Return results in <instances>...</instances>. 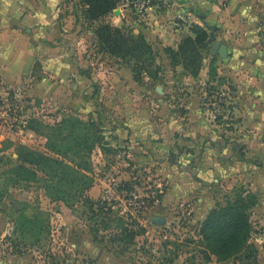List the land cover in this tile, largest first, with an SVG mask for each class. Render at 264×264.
Wrapping results in <instances>:
<instances>
[{
    "label": "rangeland",
    "instance_id": "obj_1",
    "mask_svg": "<svg viewBox=\"0 0 264 264\" xmlns=\"http://www.w3.org/2000/svg\"><path fill=\"white\" fill-rule=\"evenodd\" d=\"M0 2L9 3L0 14V264H31L49 247H63L67 264H237L205 261L194 243L208 210L237 189L256 196L249 241L264 264V0H119L103 20L131 34L174 4L182 11L169 32L195 23L208 35L196 76L170 67L168 45L146 40L159 79L142 74L139 83L130 63L97 51L95 23L77 0ZM210 39L226 46L225 58L209 53ZM60 119L92 125L66 122L56 134L48 127ZM45 143L64 152L48 146L49 157L85 165L86 196L109 207L97 241L88 230L100 218L80 200H66L69 209L41 173L13 183L6 172L15 145ZM118 219L142 230L133 243L107 240Z\"/></svg>",
    "mask_w": 264,
    "mask_h": 264
},
{
    "label": "trees",
    "instance_id": "obj_2",
    "mask_svg": "<svg viewBox=\"0 0 264 264\" xmlns=\"http://www.w3.org/2000/svg\"><path fill=\"white\" fill-rule=\"evenodd\" d=\"M77 2L82 18L87 23H95L92 34L98 52L130 63L131 77L136 83L141 82L142 74L153 82L159 79L160 66L154 63L155 52L145 37L141 33L134 35L126 32L122 28L103 20L112 10H115L119 0H77ZM188 31L190 35L182 37L175 48L165 46L163 51L170 67L174 68L179 65L183 73L196 76L200 68V51L205 47L208 35L200 25L195 23L190 24ZM66 122H69L68 119L55 120L51 126L48 125V128L59 134ZM69 123L72 127L79 124L86 127L92 125V122L81 120H73ZM76 139L75 136L72 138V146L82 147L81 142H77ZM96 139L98 140L99 136ZM48 146L51 145L45 143L43 151L21 144L15 145L13 150L16 163L7 168L6 172L9 173L13 183L37 180L39 179L38 172L41 173L48 180L46 178L41 179L48 182L47 185L54 189L56 199L63 201L69 209H72V206L66 200H74V198L80 200L79 205L86 206L87 211L91 212L89 219L100 218L98 222L100 226L88 230L91 233L92 241H97V232L106 231L109 228V207L105 206L106 202L103 200L94 201L86 196L85 189L90 186V183L86 182V179L89 178L82 172L85 165L65 164L60 158L49 157L46 154ZM98 147L100 149L101 146ZM52 148L55 149L58 156H60L59 153H64L58 145L53 144ZM77 181L85 182L84 187H78ZM125 187L127 185H123V188L120 187L119 189L125 190ZM156 197L158 198L159 195L157 194ZM255 203L256 196L254 194L237 189L231 199L226 200L223 204H216L208 210L199 222L196 231L197 238L194 242L199 247V253L205 261L227 262L236 260L237 264H257V250L254 244L249 241L251 229L249 209ZM94 205L95 213H93ZM118 221L116 231L109 233L107 240L123 246L133 243L142 230L134 229L136 226L134 222L128 223L121 219ZM11 246L16 248L17 244ZM15 253H19L18 250ZM38 255V259H33L31 264L68 263L67 254H65L63 247L59 251L58 249L52 251L50 247L46 250L39 249ZM87 264H93V260H87Z\"/></svg>",
    "mask_w": 264,
    "mask_h": 264
},
{
    "label": "crops",
    "instance_id": "obj_3",
    "mask_svg": "<svg viewBox=\"0 0 264 264\" xmlns=\"http://www.w3.org/2000/svg\"><path fill=\"white\" fill-rule=\"evenodd\" d=\"M17 0H15L16 2ZM17 3V2H16ZM3 5L0 2V14H5L8 16V11L5 9V6L9 10V3H4ZM19 6V2L17 3ZM1 5L4 6V10L2 11ZM170 12H165L164 16L161 15L160 12L153 14L151 16V20L148 21L145 28H140V30H136L137 32L141 33L148 42L152 43L153 41L161 42V45H168L171 48H175L177 42L184 36L190 35L188 32V28L185 26L184 29H173L170 32V20L172 19L173 15L179 11L178 8H174V4L172 5ZM163 14V13H162ZM8 22V21H7ZM6 22V23H7ZM153 24V25H152ZM227 49V48H226ZM18 67V66H17ZM262 199V198H261ZM262 209L264 210V203L262 199ZM264 231V230H262ZM264 236V235H263ZM256 247V244H255Z\"/></svg>",
    "mask_w": 264,
    "mask_h": 264
},
{
    "label": "water",
    "instance_id": "obj_4",
    "mask_svg": "<svg viewBox=\"0 0 264 264\" xmlns=\"http://www.w3.org/2000/svg\"><path fill=\"white\" fill-rule=\"evenodd\" d=\"M209 53L210 54H217L220 58H225L227 56V49L226 46L219 41L210 39L209 41ZM157 219V218H156ZM163 221V219H160Z\"/></svg>",
    "mask_w": 264,
    "mask_h": 264
}]
</instances>
